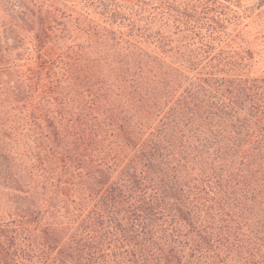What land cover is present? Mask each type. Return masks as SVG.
I'll return each instance as SVG.
<instances>
[{
	"label": "trees",
	"instance_id": "1",
	"mask_svg": "<svg viewBox=\"0 0 264 264\" xmlns=\"http://www.w3.org/2000/svg\"><path fill=\"white\" fill-rule=\"evenodd\" d=\"M243 1L0 0V264H264Z\"/></svg>",
	"mask_w": 264,
	"mask_h": 264
},
{
	"label": "rangeland",
	"instance_id": "2",
	"mask_svg": "<svg viewBox=\"0 0 264 264\" xmlns=\"http://www.w3.org/2000/svg\"><path fill=\"white\" fill-rule=\"evenodd\" d=\"M252 0H244L243 3L251 2ZM250 14V13H249ZM240 24L234 27L237 30L244 28L243 35L253 42L254 49H256L260 54H256L258 58V63L256 65V70L258 74H264V3L257 9L251 11L249 17L243 18ZM248 25L245 27L244 24Z\"/></svg>",
	"mask_w": 264,
	"mask_h": 264
}]
</instances>
